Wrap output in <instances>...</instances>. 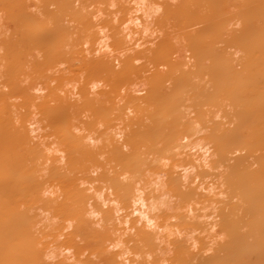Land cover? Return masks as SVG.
I'll list each match as a JSON object with an SVG mask.
<instances>
[{"label": "bare ground", "instance_id": "1", "mask_svg": "<svg viewBox=\"0 0 264 264\" xmlns=\"http://www.w3.org/2000/svg\"><path fill=\"white\" fill-rule=\"evenodd\" d=\"M0 264H264V0H0Z\"/></svg>", "mask_w": 264, "mask_h": 264}]
</instances>
